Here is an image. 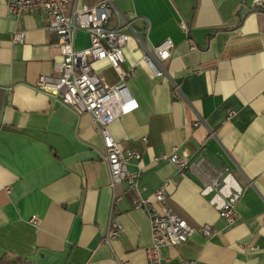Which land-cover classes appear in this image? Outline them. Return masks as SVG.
<instances>
[{"label": "crops", "instance_id": "1", "mask_svg": "<svg viewBox=\"0 0 264 264\" xmlns=\"http://www.w3.org/2000/svg\"><path fill=\"white\" fill-rule=\"evenodd\" d=\"M97 1L68 0L67 9ZM110 13L108 28L125 21L136 34L121 70L138 108L109 126L121 149L140 155L128 165L136 189L125 194L124 183L109 187L90 116L34 89L60 59L46 16L15 19L0 0V264H147L149 219L134 202L165 182L168 210L197 229L162 250L165 264H264V5L113 0ZM14 31L25 32L23 43L12 42ZM165 39L174 46L155 77L141 59ZM73 46L88 48V33L77 31ZM90 64L107 84L119 83L105 60ZM172 154L189 167L160 159ZM114 195L122 233L108 241ZM226 201L236 203L232 226L219 217ZM204 225L212 238L200 233Z\"/></svg>", "mask_w": 264, "mask_h": 264}, {"label": "built area", "instance_id": "2", "mask_svg": "<svg viewBox=\"0 0 264 264\" xmlns=\"http://www.w3.org/2000/svg\"><path fill=\"white\" fill-rule=\"evenodd\" d=\"M4 1L7 13L15 19L25 15L46 16V30L56 36L54 47L59 52L60 59L53 63L51 74L40 75L37 78L34 89L69 107L77 115L88 114L101 137L102 160L108 169L109 187L114 189L117 185L124 183L127 187L123 194L135 190L138 175L129 172L128 165L131 160H138L140 155L132 150L121 149L109 131V126L116 119L138 108L137 101L128 91L125 74L121 70V64L124 61L123 48L131 37L136 36L130 23L124 21L121 27H107L113 0H98L90 7L83 6L79 10L73 9L70 13L67 9L68 0ZM249 1L252 8L264 5V0ZM77 31L88 33V48H74L73 41ZM24 40L25 32L14 31L13 43L21 44ZM173 46L170 39H165L152 48H146L141 62L155 77L163 75V63L170 58ZM97 60H105L118 73L120 80L118 84L109 85L96 75L90 62ZM234 115L235 111L229 110L227 118L230 119ZM198 123V120L195 121L194 126ZM160 159L171 161L178 171L189 167L184 159L174 154L161 155ZM213 185H216V182H213ZM167 187L168 183L165 182L151 197L140 198L134 202V208L145 211L149 219L151 244L145 249L147 264H165L162 250L184 244L197 230L168 210ZM120 200L121 195H114L111 202L110 230L106 236L108 241L118 238L122 233L114 214ZM219 217L227 226L234 225L238 218L235 201L224 202L219 208ZM29 222L36 226L40 221L38 217L33 216ZM199 231L207 239L214 235L209 225H204ZM178 264L204 263L196 260H182Z\"/></svg>", "mask_w": 264, "mask_h": 264}, {"label": "trees", "instance_id": "3", "mask_svg": "<svg viewBox=\"0 0 264 264\" xmlns=\"http://www.w3.org/2000/svg\"><path fill=\"white\" fill-rule=\"evenodd\" d=\"M256 9V8H255ZM0 262H2V259H1V261ZM19 263H21V264H24V262H22V261H18Z\"/></svg>", "mask_w": 264, "mask_h": 264}]
</instances>
